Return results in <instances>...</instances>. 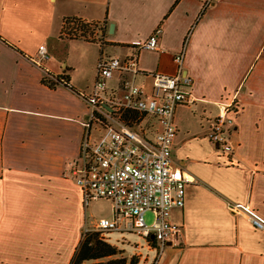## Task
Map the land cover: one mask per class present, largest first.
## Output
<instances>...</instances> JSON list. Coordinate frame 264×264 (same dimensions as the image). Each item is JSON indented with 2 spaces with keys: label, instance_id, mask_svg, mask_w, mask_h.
I'll list each match as a JSON object with an SVG mask.
<instances>
[{
  "label": "crops",
  "instance_id": "0c3cea01",
  "mask_svg": "<svg viewBox=\"0 0 264 264\" xmlns=\"http://www.w3.org/2000/svg\"><path fill=\"white\" fill-rule=\"evenodd\" d=\"M66 18L107 24L95 41L64 39ZM155 33L159 50L142 51V75L126 79L149 85L150 94L153 74H176L174 56L188 39L192 80V102L176 112L173 149L175 166L192 181L172 213L183 230L155 264H264V230L229 207L248 206L264 219V0H0V264H72L84 231H97L99 222L86 227L83 195L67 176L86 131L81 94L94 85L103 55L130 56L135 42ZM75 45L93 66L85 80L68 62ZM41 46L50 60L38 65ZM65 70L68 86L43 83L46 73ZM234 96L241 110L229 154L207 132ZM127 234L105 241L122 250Z\"/></svg>",
  "mask_w": 264,
  "mask_h": 264
},
{
  "label": "built area",
  "instance_id": "2783aa9c",
  "mask_svg": "<svg viewBox=\"0 0 264 264\" xmlns=\"http://www.w3.org/2000/svg\"><path fill=\"white\" fill-rule=\"evenodd\" d=\"M187 40L174 56L176 74H153L150 94L149 85L126 77L142 75L139 54L159 50L158 34L135 42V52L130 56L101 57L94 85L81 94L88 107L86 131L81 154L67 171L80 188L85 206L98 199L112 203L113 217L101 219L97 232L103 236L135 234L155 244L153 264L169 241H179L183 227L173 222L172 213L184 206L185 187L192 182L173 159L177 109L192 102V80L185 74ZM49 60V52L41 46L36 64ZM115 78L118 85L110 87ZM240 110L237 96L222 102L207 132L225 153L235 152L234 127ZM229 207L236 214H246L257 229L264 230V219L248 206ZM149 212L154 215L151 226L144 218ZM87 233L86 229L84 236Z\"/></svg>",
  "mask_w": 264,
  "mask_h": 264
},
{
  "label": "rangeland",
  "instance_id": "374dc122",
  "mask_svg": "<svg viewBox=\"0 0 264 264\" xmlns=\"http://www.w3.org/2000/svg\"><path fill=\"white\" fill-rule=\"evenodd\" d=\"M73 25L74 24H72V26ZM101 28H102V24L94 23L92 25V29L90 30L87 36L89 40H94V41L97 40L100 35ZM65 32L66 35L70 32L69 36L72 37L75 36L80 37L81 35V33L78 32L77 30L70 31V29H67ZM68 48H69L68 45H63L62 47H59V53L66 52ZM93 50L94 49H88L87 54L90 58L94 54ZM85 52L86 51L83 49V47H80V45L77 46L75 45V47H72L71 52L67 56L68 62L76 67V70H74L72 74L78 77L79 79H84V80L88 78V75L91 73V70L93 68L92 64H90V61H88V63H85L86 62V58L84 57ZM70 64L65 62V64L61 65V68L64 65L70 66ZM112 217H113V208H112V203L110 201L104 199H98L92 201L89 203L86 209V220H87L86 227L89 229H93L96 226V224L100 222L101 219L103 218L111 219ZM144 218L147 226H151L153 224L154 215L152 213H147L144 216ZM90 233L92 234V233H100V232L93 231ZM113 236L116 237L117 234H114ZM101 237H103L104 239L106 238V236L103 235ZM123 242H124L123 246L121 243L119 245V247L123 249L122 250L118 249L120 253L116 257H109V258L101 259L99 261H95L97 262L96 264H107L111 260H126L127 264H130L132 261L136 262V264H146V262L149 261L150 257L153 255V252H155L154 251L155 244L146 242L145 240H143L142 238H140L138 235L135 234H127L126 241Z\"/></svg>",
  "mask_w": 264,
  "mask_h": 264
},
{
  "label": "trees",
  "instance_id": "16d2710c",
  "mask_svg": "<svg viewBox=\"0 0 264 264\" xmlns=\"http://www.w3.org/2000/svg\"><path fill=\"white\" fill-rule=\"evenodd\" d=\"M72 24L74 25L72 26ZM93 24L94 23H88L78 18H66L61 38L89 40L87 36L90 30L92 29ZM106 24L107 22H104V24H102V28L100 31L105 30ZM67 29H70V31L77 30L81 33L80 37L69 36L70 32L66 35L65 31ZM43 83L51 89H55L58 85L68 86L70 83L68 70L63 71L62 75L59 76H53L49 73H46V76L43 79ZM101 236V233H87L83 237V240L76 251L72 264H85V262L88 261H99L104 258L116 257L120 253L118 248L106 242L105 239ZM107 264H127V262L126 260H111ZM130 264H136V262L132 261Z\"/></svg>",
  "mask_w": 264,
  "mask_h": 264
},
{
  "label": "water",
  "instance_id": "95a60500",
  "mask_svg": "<svg viewBox=\"0 0 264 264\" xmlns=\"http://www.w3.org/2000/svg\"><path fill=\"white\" fill-rule=\"evenodd\" d=\"M114 28H115L114 24H111V26H110V32H111V33H113Z\"/></svg>",
  "mask_w": 264,
  "mask_h": 264
}]
</instances>
